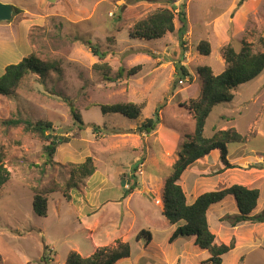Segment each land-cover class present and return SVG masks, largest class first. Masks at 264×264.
I'll list each match as a JSON object with an SVG mask.
<instances>
[{
  "label": "rangeland",
  "instance_id": "rangeland-1",
  "mask_svg": "<svg viewBox=\"0 0 264 264\" xmlns=\"http://www.w3.org/2000/svg\"><path fill=\"white\" fill-rule=\"evenodd\" d=\"M0 1L23 10L13 18L26 25L24 33H29V38H25L14 29L17 47L9 59L2 55L5 45L3 48L0 45V71L9 61L17 63L12 61L32 53L40 59L58 62L60 67V71L51 69L42 72L43 75L31 73L13 95H0V148L11 172L9 181L0 189V264H50L41 261L45 244L53 252L51 264H66L71 250L86 256L95 243L97 248L113 246L118 239L131 245L130 260H123L122 264H202L210 253L199 248L195 239L187 241L189 253L176 258L184 241L174 246L171 236H167L171 224L162 210L161 179L165 184L182 144L194 134L195 120L189 102L202 93L203 78L198 69L210 66L215 74H220L226 67L223 50L229 44L236 50L245 43L255 52L262 49L264 0ZM164 7H176V11L185 8L188 27L182 39L178 21L176 30L160 39L130 35L137 21ZM16 37L7 32L2 34L0 29V44ZM201 40L210 42L209 55L199 51ZM92 46L106 52L105 57L95 55ZM101 62L111 66L110 76L114 80L107 79L104 70L94 67ZM137 65H141V70L128 75L127 71ZM182 66L188 75L182 76ZM120 68L125 69L124 75L116 78ZM118 102L143 104L141 115L130 119L120 113L104 114L98 105ZM70 103L81 113L86 123L83 129L76 124ZM158 113L160 121L153 132L149 135L138 132L144 120L155 118ZM14 117L49 121L54 136L68 137V142L57 147L54 163L48 162L44 153V146L49 143L45 138L26 132L23 126L4 123ZM94 124L99 129H94ZM231 127L246 137L243 144L253 154L258 151L264 155V71L239 85L232 101L213 108L204 133L210 137L215 129ZM153 135H158L160 142L167 140L171 146L168 149L171 152L166 150L168 156L158 152L157 146L152 149L156 150L153 154L147 150ZM241 145L232 143L229 149ZM89 156L94 159L96 177L94 173L71 190V200L60 192L50 194L48 215H38L33 208V189L50 181L64 184L71 165L82 163ZM135 164L137 171L133 170ZM204 165L202 181L208 183L202 190L207 192L237 183L234 181L243 179L248 169L235 164L241 169L239 174L234 173L235 179L232 173L218 178L227 172L219 159L210 158ZM215 165L217 168H212ZM135 181L137 187L129 194V205L111 201L100 207L96 204L101 198L114 199L122 184L129 187ZM75 197L83 202L78 207ZM158 199L160 204L156 202ZM90 203L93 207L88 206ZM84 207L89 211H83ZM263 210L264 206L253 214ZM238 214L227 213L221 221L226 223L224 227H233L234 235L227 238L235 242L222 264H264V245L252 248L246 244L252 235L251 241L260 240L261 227L251 221L245 222L252 226L245 222L232 225L234 218L229 216ZM212 227L216 229L215 222ZM142 230L150 231L152 239L155 236L150 244L146 243V236L137 240Z\"/></svg>",
  "mask_w": 264,
  "mask_h": 264
},
{
  "label": "trees",
  "instance_id": "trees-1",
  "mask_svg": "<svg viewBox=\"0 0 264 264\" xmlns=\"http://www.w3.org/2000/svg\"><path fill=\"white\" fill-rule=\"evenodd\" d=\"M22 11L21 8L15 7L14 16ZM177 21L181 24L178 30L180 39H182L188 27L187 12L184 7H181L179 11H176V7L156 9L145 18L137 21L132 26L130 35L147 40L160 39L176 30ZM260 43L262 49L256 52L252 50L248 43H245L240 50H236L231 44L226 45L223 50L226 67L220 74H215L210 66H203L198 69L203 78L202 93L200 97L191 99L189 102V107L195 120L194 134L189 136L188 140L182 144L178 151V158L173 165V171L165 180L162 193L163 214L170 224L177 225L170 237V242L175 241L180 236L195 237V244L210 253V257L202 261V264H222L224 255L228 254L235 246L234 241L229 244H218L216 242V235L211 230L207 215L211 205L221 202L228 195H233L236 199L239 214L234 217L229 216L230 219L234 218L232 225L245 221L264 222V210L258 214H253L260 197L258 188H250L243 184L235 183L223 189L204 192L192 204H189L186 193L179 182L181 175L190 165L210 154L213 150L220 152L225 168L236 167L228 160V146L232 143L243 144L246 141V137L235 127L215 129L210 137L205 136L204 130L207 118L214 107L220 103L232 101L239 85L263 73L264 37L260 39ZM91 48L93 53L99 58L103 59L105 57L106 52H101L95 46ZM198 49L201 54L209 55L211 53V44L208 40H201L198 44ZM94 67L104 70V77L107 79L114 80V77L110 76L111 66L108 63H96ZM141 68V65L132 67L127 71V74H136ZM51 69L60 71L58 62L40 59L35 53L23 57L17 63L7 65L5 72L0 75V95L5 97L13 95L20 88L23 79L27 75L31 73L43 75L42 72H47ZM180 71L182 76L188 75L185 67H180ZM124 72L125 69L120 68L116 78L122 77ZM70 105L76 124L83 129L86 123L83 121L81 113L71 103ZM98 105L104 114L120 113L130 119L138 118L143 109V104L135 102ZM159 121V113L155 118H147L137 128L138 132L149 135L156 129ZM4 123L8 126H23L26 132L35 133L39 137L45 138L49 143L44 146V153L50 163H54L57 147L62 143L68 142L67 136H54L52 134L53 125L49 121H33L30 118L14 117L4 120ZM94 129H99V126L94 124ZM138 164H135L134 171L138 170ZM71 166L70 176L64 184L50 181L41 187L38 186L33 189V208L38 215H48V196L50 194L60 192L66 200H71V190L77 188L80 183L92 176L96 171V165L91 156L87 157L84 162L72 164ZM10 177L11 172L6 166L5 155L0 148V189L9 181ZM122 186L124 188V196H128L134 191L137 184L135 181L129 187H125V183ZM229 218L227 217V219ZM143 236L147 238L146 243H150L152 240L151 232L142 230L137 234L136 238L140 240ZM51 253H53L51 248L48 244H45V252L41 261L51 264ZM130 255V243L118 239L116 245L98 247L90 256H83L78 251L71 250L68 253L66 264H116L120 259L130 257Z\"/></svg>",
  "mask_w": 264,
  "mask_h": 264
},
{
  "label": "crops",
  "instance_id": "crops-1",
  "mask_svg": "<svg viewBox=\"0 0 264 264\" xmlns=\"http://www.w3.org/2000/svg\"><path fill=\"white\" fill-rule=\"evenodd\" d=\"M5 2H10L11 3V0H6ZM15 19L13 18V20L10 21V22L9 21L0 22V29L2 30V34H3V32H7L8 34L12 35V37L14 38L17 35L15 33V30H14L16 28L18 30V34L20 33L25 38L26 37L29 38V36H28L29 33H24V28H27V26L24 25L23 23L15 22L14 21ZM22 25H23V28H22ZM27 31H28V29H27ZM12 39L9 42H7L6 44L2 40L3 44H0L2 46V48L5 45L4 52L2 53V55L5 56L4 58H6V57H8V59L11 58L10 57L11 53H13V50L17 47L16 46L17 37L14 40H12ZM5 53H6V55H4ZM21 59H18L16 61H12V62H19ZM7 64L9 65V64H11V62L9 61ZM6 67L7 66L4 65V69L2 71H0L1 75L5 72ZM223 117L226 118V116H223ZM223 129H227V128H223ZM154 142H156L157 145H155ZM155 146L158 147V152L160 151L161 154H163V155L168 156L169 153H167V152H171V151L168 150V149L171 148V146L169 145V143L167 144V140H166V142H160V140L158 139V135H153V140H152V142L150 141L149 145H147V150L151 151L152 154H153L154 151H156V150L152 151V149ZM228 149H229V146H228ZM166 150H167V152H166ZM210 158H212L213 160L214 159H216V160L219 159L222 162L220 152L218 150H213L210 154H208L205 157L195 161L181 175V178H180L179 182H180L181 186L183 187V189H184V191L186 193L187 202L189 204H192L200 194H202L204 192H207V190H202V186L206 185L208 183V181H202V177L203 176H201V173L203 172V167L205 166L204 162H206V161L208 162L210 160ZM228 160L233 165L240 164L242 166H248V169H246L244 171L245 177L244 178L242 177L243 179H240V180L237 179V181H234V182H237L239 184H243V185H245L247 187H250V188H258L260 190V197H259V200H258V204H257V207L254 210V213H257L264 206V167L261 166V164L264 163V155H259L258 151H256L255 154H253L250 149L246 148L244 146V144H242L241 146H238V148H235L234 150H230L229 149ZM160 163H162V162H160ZM255 164H259V165H255ZM162 166H163V164L159 168L162 169ZM224 166H220V168H223ZM235 166L236 167L226 168L227 172H225L224 174H221V176H218V178L222 177V175H226V174L229 175L230 173H232L233 175H234V173L239 174L241 169H237V168H239L238 167L239 165H235ZM212 168H217V167L215 165L214 167L212 166ZM235 168L238 171H236ZM220 170L218 169V171H220ZM218 171H216V173H221V172H218ZM96 175L97 174L95 173L93 175V177H96ZM236 177H237V175L233 176L234 179ZM210 179H214V178H210ZM161 181H162L161 184H162V188H163L164 187V181H163V179H161ZM233 184H235V183H232V184L228 185V187L233 185ZM114 188L117 189L116 187H114ZM120 188H121V191H119L114 196V199L111 200V199L101 198V200L98 201L96 204L99 205V207H100V206L106 205L108 202L111 201L113 203H120V204L121 203L124 204L126 202L127 205H129V202L131 201L130 200L131 196H129V195H128L129 197L128 196H124V188H122L121 186H120ZM74 203H75V206L78 207L83 202H81L80 199L75 197L74 198ZM158 204H160V203H158ZM88 206L93 207V204L90 203ZM162 210H163V206H162ZM83 211L88 212L89 208L88 207H84ZM238 212H239V209H238L236 200H235L234 196H232V195H228L221 202L215 203V204L210 206L207 215H208V220H209V224H210L211 230L216 235V239L215 240H216L217 243L220 244V243H229L230 242V241H228L227 237H228L229 234H231V236L234 235L233 234L234 233V229H232L233 227L231 225H228L227 227H224L226 223L222 224L221 221H222L223 216H225L227 213H238ZM219 220H220V223H219ZM214 222H215L216 229L214 227H212V225H214ZM245 223H247L248 225L252 226V224L249 223V222H245ZM95 224L97 225V223H95ZM254 224L259 226V227H261V234H259V236H258V238L260 240L251 241L252 240V236H253L252 235L251 237L247 238L246 244L248 246H251L252 248L253 247L257 248V247H260L261 245H264V242H263V240H264V223H254ZM176 227H177L176 224H173V225L171 224L170 230L167 233L168 237H170L173 234V232L175 231ZM254 227H256V226H254ZM89 228H90V231L92 232L91 226ZM93 228H95V227L93 226ZM229 229L231 231L230 233H229ZM232 230H233V232H232ZM254 236H256V234ZM184 237H188V236H180L175 241H173V243H174L173 245L174 246L177 245V243L179 241H184V243H182V245H181L182 246V249H181L182 251L179 254H176L177 260L181 259L183 257L182 254L184 255V253H189V250L187 249V246H188L187 241H192L193 239H195V237H193L190 240L189 239L186 240V238H184ZM154 238H155V236L153 235V239L152 240H154ZM122 240H124V239H122ZM97 245L98 244L95 243L93 250L89 251V253H87L86 256H90L91 254H93V252L97 248ZM123 260L124 261H128V260H130V258L129 257L122 258L119 261H117L116 264H122L121 262ZM135 264H137V263H135Z\"/></svg>",
  "mask_w": 264,
  "mask_h": 264
},
{
  "label": "water",
  "instance_id": "water-1",
  "mask_svg": "<svg viewBox=\"0 0 264 264\" xmlns=\"http://www.w3.org/2000/svg\"><path fill=\"white\" fill-rule=\"evenodd\" d=\"M14 11V5L0 1V22L12 20Z\"/></svg>",
  "mask_w": 264,
  "mask_h": 264
},
{
  "label": "built area",
  "instance_id": "built-area-1",
  "mask_svg": "<svg viewBox=\"0 0 264 264\" xmlns=\"http://www.w3.org/2000/svg\"><path fill=\"white\" fill-rule=\"evenodd\" d=\"M180 82L182 83V82H183V80H182V79H180ZM158 201H159V200H157L156 202L158 203Z\"/></svg>",
  "mask_w": 264,
  "mask_h": 264
},
{
  "label": "bare ground",
  "instance_id": "bare-ground-1",
  "mask_svg": "<svg viewBox=\"0 0 264 264\" xmlns=\"http://www.w3.org/2000/svg\"><path fill=\"white\" fill-rule=\"evenodd\" d=\"M159 200V199H158ZM158 203H160L159 201H158Z\"/></svg>",
  "mask_w": 264,
  "mask_h": 264
},
{
  "label": "clouds",
  "instance_id": "clouds-1",
  "mask_svg": "<svg viewBox=\"0 0 264 264\" xmlns=\"http://www.w3.org/2000/svg\"><path fill=\"white\" fill-rule=\"evenodd\" d=\"M14 17V16H13Z\"/></svg>",
  "mask_w": 264,
  "mask_h": 264
}]
</instances>
